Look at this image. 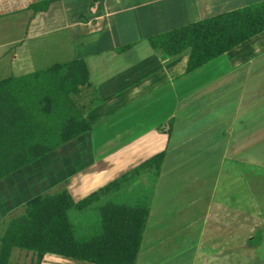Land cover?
I'll return each instance as SVG.
<instances>
[{
  "label": "crops",
  "instance_id": "1",
  "mask_svg": "<svg viewBox=\"0 0 264 264\" xmlns=\"http://www.w3.org/2000/svg\"><path fill=\"white\" fill-rule=\"evenodd\" d=\"M41 1L0 0V81L84 60L87 107L102 103L90 133L0 181V225L37 197L80 203L117 183L69 211L79 239L108 204L148 208L136 264H264V32L193 73L189 53L166 63L150 44L264 0H61L35 14Z\"/></svg>",
  "mask_w": 264,
  "mask_h": 264
},
{
  "label": "trees",
  "instance_id": "2",
  "mask_svg": "<svg viewBox=\"0 0 264 264\" xmlns=\"http://www.w3.org/2000/svg\"><path fill=\"white\" fill-rule=\"evenodd\" d=\"M59 1L44 0L31 10L38 14ZM263 32L261 2L159 35L150 44L166 63L189 53L188 73H193ZM90 87L91 74L84 60L0 81V181L93 130L86 112L102 101L97 99L91 107L79 101ZM164 157L159 155L143 168L153 163L159 167ZM116 184L80 203L68 190L33 199L11 217L0 236V264H9L14 249L37 253V264L48 253L96 264H136L148 208L108 204L100 209L101 231L82 239L68 216L72 209L87 210Z\"/></svg>",
  "mask_w": 264,
  "mask_h": 264
},
{
  "label": "rangeland",
  "instance_id": "3",
  "mask_svg": "<svg viewBox=\"0 0 264 264\" xmlns=\"http://www.w3.org/2000/svg\"><path fill=\"white\" fill-rule=\"evenodd\" d=\"M79 101L85 105H88L90 103L91 97H90V90L88 88L83 91L82 95L79 97ZM20 212L21 210L14 214H17ZM13 215H11L5 222L2 223V225H0V236L1 237L5 234L8 228L10 219ZM37 259H38V254L35 252L14 249L9 264H37Z\"/></svg>",
  "mask_w": 264,
  "mask_h": 264
}]
</instances>
